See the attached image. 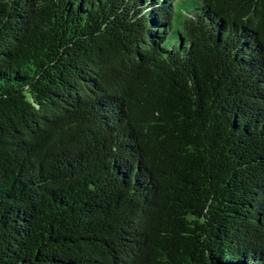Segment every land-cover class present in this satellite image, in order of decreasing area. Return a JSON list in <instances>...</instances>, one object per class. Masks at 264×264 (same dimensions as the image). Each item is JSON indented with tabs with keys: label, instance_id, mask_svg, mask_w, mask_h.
<instances>
[{
	"label": "trees",
	"instance_id": "trees-1",
	"mask_svg": "<svg viewBox=\"0 0 264 264\" xmlns=\"http://www.w3.org/2000/svg\"><path fill=\"white\" fill-rule=\"evenodd\" d=\"M0 264H264V0H0Z\"/></svg>",
	"mask_w": 264,
	"mask_h": 264
}]
</instances>
